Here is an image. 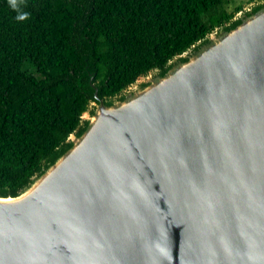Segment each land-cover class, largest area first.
<instances>
[{
  "label": "water",
  "instance_id": "obj_1",
  "mask_svg": "<svg viewBox=\"0 0 264 264\" xmlns=\"http://www.w3.org/2000/svg\"><path fill=\"white\" fill-rule=\"evenodd\" d=\"M240 20L118 102L91 78L82 135L0 195V264H264V4Z\"/></svg>",
  "mask_w": 264,
  "mask_h": 264
},
{
  "label": "trees",
  "instance_id": "obj_2",
  "mask_svg": "<svg viewBox=\"0 0 264 264\" xmlns=\"http://www.w3.org/2000/svg\"><path fill=\"white\" fill-rule=\"evenodd\" d=\"M229 3L0 0V195L17 196L82 135L93 76L108 105L124 99L140 78L165 75L212 33L239 25L244 7L229 12Z\"/></svg>",
  "mask_w": 264,
  "mask_h": 264
},
{
  "label": "rangeland",
  "instance_id": "obj_3",
  "mask_svg": "<svg viewBox=\"0 0 264 264\" xmlns=\"http://www.w3.org/2000/svg\"><path fill=\"white\" fill-rule=\"evenodd\" d=\"M229 1H230V3L228 5V7H227V9H228L229 12H234L235 9L238 8V7H242V6L244 7L243 10H242V12H240V13H238L236 15L235 18H237V19H242L244 16H246L247 14L242 15V13H245L246 11H248L249 9H251L252 7L254 8V7L258 6V5L264 4V0H229ZM221 31H223V29L217 30L216 32H221ZM216 32H214V33H216ZM194 51H196V49H194L192 51H189L188 53H185L184 55H191ZM179 59L180 58L175 59L173 61L172 65L175 64V63H177L179 61ZM157 75H159L158 72H152L148 76L143 77V78H140L136 84H134L130 89H128L123 94L124 98L127 95H129L130 93H132V92H134V91L142 88V86L148 81L149 78H154ZM120 100H122V97L115 98V99H113V103L118 102ZM94 109H95V107L94 106H91L89 112L86 113L83 118L85 120L90 119L91 116H92V113L94 112ZM71 139H74L75 140V134L71 137Z\"/></svg>",
  "mask_w": 264,
  "mask_h": 264
},
{
  "label": "flooded vegetation",
  "instance_id": "obj_4",
  "mask_svg": "<svg viewBox=\"0 0 264 264\" xmlns=\"http://www.w3.org/2000/svg\"><path fill=\"white\" fill-rule=\"evenodd\" d=\"M254 8H255V7H254ZM254 8L252 7L251 9H249L248 11H246L245 13H242V15L253 12ZM242 15H241V16H242ZM236 19H237V18H236Z\"/></svg>",
  "mask_w": 264,
  "mask_h": 264
},
{
  "label": "clouds",
  "instance_id": "obj_5",
  "mask_svg": "<svg viewBox=\"0 0 264 264\" xmlns=\"http://www.w3.org/2000/svg\"><path fill=\"white\" fill-rule=\"evenodd\" d=\"M18 19H24V16H19Z\"/></svg>",
  "mask_w": 264,
  "mask_h": 264
}]
</instances>
